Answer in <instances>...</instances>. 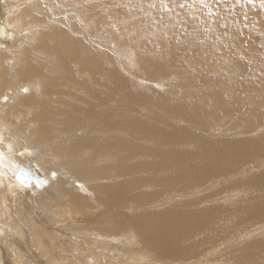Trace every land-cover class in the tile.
Instances as JSON below:
<instances>
[{
	"label": "bare ground",
	"instance_id": "bare-ground-1",
	"mask_svg": "<svg viewBox=\"0 0 264 264\" xmlns=\"http://www.w3.org/2000/svg\"><path fill=\"white\" fill-rule=\"evenodd\" d=\"M212 1L194 11L182 9L183 19L168 27L164 17L144 13L161 8L162 0H0L1 264H199L201 255L207 264L264 262V231L257 225L264 223V198L231 212L252 221L238 236L253 240L231 251L233 245L210 241L219 228L212 209L181 207L138 216L120 204L135 191L137 200L161 198L175 187L194 189L209 178L206 169L189 178L194 159L181 148L203 144L189 129L196 109L187 105L186 126L141 123L144 108L138 104L143 97L127 88L130 72L137 74V88L154 86L160 93L182 86L191 66L197 71L189 80L201 81L203 60L194 58L229 51L235 41L248 39L250 44L263 31L259 13L240 18L243 10L252 9L245 0H232L225 12ZM260 11L264 16V5ZM256 17L259 23L252 24ZM213 24L215 34L203 41ZM166 44H184L190 52L174 65L159 56L167 57L162 53ZM233 58L248 59L239 50ZM230 96L226 91L223 99ZM212 158L221 163L222 173L241 163L220 153L199 163ZM21 169L42 179L43 186L19 182ZM236 183L264 190V173ZM162 187L167 188L160 191ZM206 189L208 184L200 191ZM249 193L236 189L218 200L239 201ZM101 213L105 216L96 221ZM61 228L83 231L85 237ZM71 247L77 254L67 251ZM224 255L225 260H214Z\"/></svg>",
	"mask_w": 264,
	"mask_h": 264
},
{
	"label": "rangeland",
	"instance_id": "rangeland-1",
	"mask_svg": "<svg viewBox=\"0 0 264 264\" xmlns=\"http://www.w3.org/2000/svg\"><path fill=\"white\" fill-rule=\"evenodd\" d=\"M108 1L115 4L126 0ZM146 1L151 3L154 0ZM210 1L212 0H162L163 5H161V8L157 10H148L144 13L145 16L155 15L164 17V20L167 21L166 26L169 27L174 24L177 25V18L180 20L183 19L179 13L182 9L186 8L187 12L189 10L194 11L195 7H202L201 3L204 2V5H207ZM219 1L221 2L213 0L212 3L214 2L215 5H221L225 12L227 8H229L225 7V5L232 0ZM256 1L257 4L254 0L244 1L245 7L247 5L252 7V9L250 11L243 10V16H240V18L244 19L250 17L252 12L256 14L259 13L261 16L259 14L258 16L261 17V24L262 27H264V16H262V12L260 11L264 5V1ZM253 15L254 14L251 16L253 17ZM257 18L258 17L252 20V24L259 23ZM232 19H234V17H232ZM215 25L216 24H213V29H206L204 31L205 35L202 37L203 41H207L215 34ZM218 25L222 28V23H218ZM217 31H219V29H217ZM263 31H259L256 34L253 33L256 38L250 42V44L248 43V39H243L245 40L244 42L243 40L235 41L233 49L231 48L229 51L219 50V52L215 53L210 52L208 56H205V53L199 54L198 58H194L195 60H203L200 64V66L203 65L200 71L203 77L201 81L191 82L189 78L191 74H196L197 69L193 68V66L186 67L187 72L185 73V77H187V79L185 80V84L182 86H172L169 90L165 88L159 93L154 86H149L150 88H148V86L140 85L138 86L139 88H137V74L132 72L129 73L130 85L128 84L127 89L135 93L136 98L140 95L143 97V102L138 104V106L144 108L143 113L145 118L140 120L141 123L149 122L148 124L152 123L156 126H167L169 128L186 126L188 124L186 121L187 119L182 117L189 111L187 105L196 109L193 110V114H195L196 117L188 119L189 121H193L189 129L191 134L195 135L198 141H202L203 144L201 145L199 143L192 146L185 145L181 148L185 149L188 156L194 159V162L191 163V166L187 170L190 179L199 177L202 169H206L209 175L206 181L194 187V189L183 186L175 189V187L172 193L167 192L165 196H161V198L146 196L142 200H137L132 194H135V192L138 194V191L129 193L120 202V204L124 205L125 209L128 207V210L125 211H128L129 214L138 216L151 213L155 214L165 210L180 209L181 207H190L198 211L212 209L217 213L215 214L214 225L219 227L214 234L215 238H211L210 240L212 243L216 242L217 244H223L225 242V246L233 245L230 249L231 251L233 249H243L249 244L247 242L253 241L242 240L238 236L243 227L252 221L244 222L245 220L237 218L239 214L234 213L231 215V212H234V210L241 205L246 206L253 199L256 201L258 200L257 198H264L263 189L253 186L251 183L250 185L236 183L250 180L264 173V101H262L264 99V42L260 41L261 34L264 35V33H262ZM201 32L202 31L199 30L196 31L195 34L198 35ZM225 33L228 35V38H230V43L232 44V36L229 35L227 31ZM179 40L183 39L180 37ZM238 44L239 46L237 47ZM172 47H174V49ZM176 48V44L164 45L162 53L167 57L159 55L160 58L167 62H172L174 65L181 64L183 57L190 51L184 44L181 47L178 46V50ZM238 50L239 54L248 59L243 58L234 61L233 53H236ZM203 56L204 58L200 59ZM168 58L172 59V61ZM171 73H173V71H171ZM179 79L181 78L176 79L174 82H178ZM226 91H229L231 94L227 100L223 99V95ZM145 96L148 97V99H146ZM179 117L185 120L182 124L178 123ZM218 153L227 159L240 158L241 163L235 169L230 168L232 170L230 173H222L221 163L216 165L213 158L210 161H206L204 164L199 163L205 161L207 156H217ZM223 164V168L229 169L228 163L224 162ZM206 184H208L209 189L200 191L206 187ZM166 188L167 187H162L159 189L161 191ZM236 189H246L250 193L247 198L240 199L239 201L232 200L225 203L224 201L218 200L229 196L228 193ZM180 190L181 193H178ZM236 193L238 192L234 194ZM166 197H174L177 200L173 201L171 199L170 201L168 198V200L163 201ZM156 199L162 202L153 206H142ZM191 201L192 203L188 204V202ZM250 204L252 203L250 202ZM217 207L222 209H218ZM244 209L245 207L242 212ZM102 216L105 215L103 213L98 214L96 216V221ZM96 221L94 223H96ZM111 222H116V220L114 219ZM236 222H243L244 224H237ZM118 225L113 227L118 229ZM257 225L260 226L259 230L264 231V223ZM61 230L65 233L85 237L83 231L77 230L76 232V230H71V228H61ZM199 237H197V240ZM79 241H81V238ZM225 246L222 245L219 249ZM67 251L72 255L78 252V250H74L73 247L68 248ZM225 252L226 251H223L222 253ZM222 259H226L225 255L224 257L214 258V260L221 261ZM198 262H200L199 264H207V259L204 255H201ZM256 263L257 261L243 264ZM82 264H86V262ZM220 264L225 263L221 262ZM227 264L236 263L231 260ZM260 264H264V262H260Z\"/></svg>",
	"mask_w": 264,
	"mask_h": 264
},
{
	"label": "water",
	"instance_id": "water-1",
	"mask_svg": "<svg viewBox=\"0 0 264 264\" xmlns=\"http://www.w3.org/2000/svg\"><path fill=\"white\" fill-rule=\"evenodd\" d=\"M17 180L25 185H31L34 183L38 187H42L44 184L42 179L38 178L37 176L25 169H21L18 172Z\"/></svg>",
	"mask_w": 264,
	"mask_h": 264
}]
</instances>
